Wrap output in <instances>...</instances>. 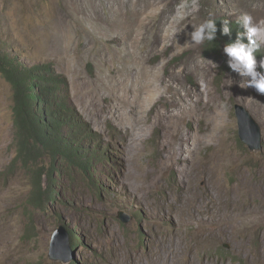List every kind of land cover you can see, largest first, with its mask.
Returning a JSON list of instances; mask_svg holds the SVG:
<instances>
[{"label": "rangeland", "instance_id": "rangeland-1", "mask_svg": "<svg viewBox=\"0 0 264 264\" xmlns=\"http://www.w3.org/2000/svg\"><path fill=\"white\" fill-rule=\"evenodd\" d=\"M181 5L199 10L173 35ZM242 12L264 18V0H0V47L67 77L109 157L92 178L57 177L44 208L28 205L30 176L7 170L0 77V264H264V95L240 86L224 44L215 56L186 35ZM236 104L260 126L261 149L240 141ZM60 224L79 237L68 263L48 256Z\"/></svg>", "mask_w": 264, "mask_h": 264}, {"label": "trees", "instance_id": "trees-1", "mask_svg": "<svg viewBox=\"0 0 264 264\" xmlns=\"http://www.w3.org/2000/svg\"><path fill=\"white\" fill-rule=\"evenodd\" d=\"M213 18L218 28L219 21L227 19ZM227 20L233 29L231 37L218 32L216 41L204 43L205 50L215 56L223 44L235 40L236 31L243 30L236 20ZM261 52L256 55L262 56ZM0 77L11 92L13 157L7 170L19 168L30 176L32 189L26 203L44 208L57 198L59 178L94 177L96 164L109 160L107 148L71 101L67 77L50 64L25 65L0 47ZM67 232L69 245L74 248L79 237Z\"/></svg>", "mask_w": 264, "mask_h": 264}, {"label": "clouds", "instance_id": "clouds-1", "mask_svg": "<svg viewBox=\"0 0 264 264\" xmlns=\"http://www.w3.org/2000/svg\"><path fill=\"white\" fill-rule=\"evenodd\" d=\"M186 5H181L176 15L173 17L171 32L176 33L175 24H179L188 15L198 11V6L189 11H183ZM236 23L242 31H236L234 41L227 42L223 47V52L227 56L228 68L242 77L240 86L244 89L252 88L258 94L264 95V56L257 60V53L264 47V18L255 19L250 12H242L236 19ZM209 17L186 33L188 42L195 45L203 44L205 41L211 43L218 39L217 33L222 36L231 37L233 29L231 21L224 19L219 21ZM259 69V70H258ZM221 109L227 108L226 103L221 102Z\"/></svg>", "mask_w": 264, "mask_h": 264}, {"label": "water", "instance_id": "water-1", "mask_svg": "<svg viewBox=\"0 0 264 264\" xmlns=\"http://www.w3.org/2000/svg\"><path fill=\"white\" fill-rule=\"evenodd\" d=\"M234 112L237 119L238 137L250 151L261 149V132L260 126L251 116L250 112L243 106L236 104ZM119 219L126 222L130 218L126 213L119 211ZM71 247L69 245V238L67 229L63 225H59L53 232L50 243L48 256L53 260H61L68 263L72 256L69 255Z\"/></svg>", "mask_w": 264, "mask_h": 264}]
</instances>
